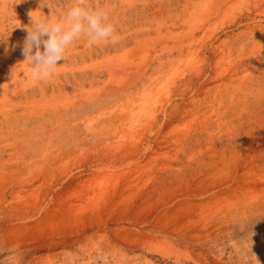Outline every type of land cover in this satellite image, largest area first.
Instances as JSON below:
<instances>
[{
    "label": "rangeland",
    "instance_id": "374dc122",
    "mask_svg": "<svg viewBox=\"0 0 264 264\" xmlns=\"http://www.w3.org/2000/svg\"><path fill=\"white\" fill-rule=\"evenodd\" d=\"M71 2L0 0V264H264V0H87L33 79Z\"/></svg>",
    "mask_w": 264,
    "mask_h": 264
},
{
    "label": "clouds",
    "instance_id": "9594fccd",
    "mask_svg": "<svg viewBox=\"0 0 264 264\" xmlns=\"http://www.w3.org/2000/svg\"><path fill=\"white\" fill-rule=\"evenodd\" d=\"M45 36L47 39H43ZM81 38L89 45L114 43L117 39L107 13L102 8L90 7L87 0H72L63 15L55 19L52 14L39 19L31 16L22 53L32 69L33 79H50L57 62L66 59L69 46Z\"/></svg>",
    "mask_w": 264,
    "mask_h": 264
}]
</instances>
